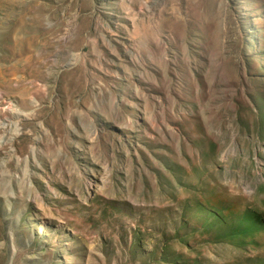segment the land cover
<instances>
[{
	"label": "rangeland",
	"instance_id": "obj_1",
	"mask_svg": "<svg viewBox=\"0 0 264 264\" xmlns=\"http://www.w3.org/2000/svg\"><path fill=\"white\" fill-rule=\"evenodd\" d=\"M0 264H264V0H0Z\"/></svg>",
	"mask_w": 264,
	"mask_h": 264
}]
</instances>
